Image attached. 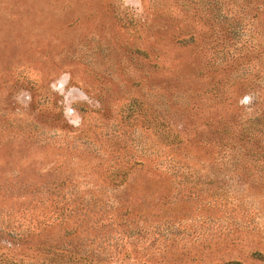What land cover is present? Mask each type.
I'll use <instances>...</instances> for the list:
<instances>
[{
	"label": "rangeland",
	"instance_id": "obj_1",
	"mask_svg": "<svg viewBox=\"0 0 264 264\" xmlns=\"http://www.w3.org/2000/svg\"><path fill=\"white\" fill-rule=\"evenodd\" d=\"M0 264H264V0H0Z\"/></svg>",
	"mask_w": 264,
	"mask_h": 264
}]
</instances>
